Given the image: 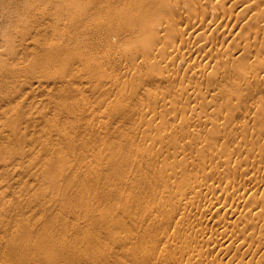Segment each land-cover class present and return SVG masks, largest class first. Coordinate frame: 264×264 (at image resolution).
<instances>
[{
  "label": "bare ground",
  "instance_id": "6f19581e",
  "mask_svg": "<svg viewBox=\"0 0 264 264\" xmlns=\"http://www.w3.org/2000/svg\"><path fill=\"white\" fill-rule=\"evenodd\" d=\"M26 1L0 36V264L69 251L55 235L113 264H264V0H51L42 26ZM114 111L131 133L104 132Z\"/></svg>",
  "mask_w": 264,
  "mask_h": 264
},
{
  "label": "rangeland",
  "instance_id": "374dc122",
  "mask_svg": "<svg viewBox=\"0 0 264 264\" xmlns=\"http://www.w3.org/2000/svg\"><path fill=\"white\" fill-rule=\"evenodd\" d=\"M50 1L51 0H30V5H31L30 14L37 13L41 8L44 7V3H45V7H46L45 8V14H44L43 17H40L38 19L41 26L43 25V19H44V17L49 16L50 13H52V12L55 11V8L50 4ZM87 1L88 0H78L76 2L75 6H74V10H79L81 7L85 6L87 4ZM26 4H27V1L26 0H24V1H18V2L16 0H0V36H1L2 30L4 29V27H6L7 25L11 24L5 18L6 10L8 8L14 9L15 7H19V8L22 7L23 8V6H25ZM20 14L23 15V17H26V15H25L24 12H20ZM23 22H24V20L23 21H20V23H23ZM9 29L14 33L15 39L18 41L19 37L21 36V34H20V29H21L20 26L19 25H13V26H10ZM49 34L51 35L52 32H50ZM128 46L130 47V45H128ZM117 54H118V56L120 55V53H117ZM120 57H122V55H120L118 58H120ZM123 66H125V65H123V64H122V66L120 65V68L118 70L115 69L113 73L114 74L117 73V74H121L122 75L121 72L124 71V74H126L128 76L129 75L128 68H124V70H123ZM114 74H112V75H114ZM112 75L110 73L106 78H109V76H112ZM127 76H125V77H127ZM153 86H154V88L152 89V91H157V90H158L157 92H159V90L161 91L162 86L160 87V89H158L157 86H156V88H157L156 89L155 88V85H152V87ZM254 86H255V88H252L253 90L258 89L259 86L261 88V85H259L258 88L256 87V85H254ZM150 87L148 86L146 88L149 89ZM249 87L250 86H248V89H246L244 91L245 93L243 92V94H245L244 104L246 105V103H247V105H250L251 108H252V106L254 107L253 104L255 103V97H257V94H253L252 95L249 92V91H251L250 88L252 86L250 88ZM162 90L165 91L164 89H162ZM247 90H248V92L250 94L247 92ZM253 90L251 92H253ZM263 90H264V88L262 89V92H264ZM246 94H248V96H246ZM88 95L90 96L91 95V92H89ZM254 95H255V97H254ZM262 95H264V94L262 93ZM248 97H251L250 99H251L252 102L248 99ZM242 104H243V102H242ZM246 106H244V105L241 106L242 108L244 107L247 110H245V109L243 110L241 108L242 111L240 113H242L243 111H250L251 110V108H248L250 106H248V107H246ZM239 111L240 110H238L237 111L238 113H236V114H238V115H236V122H241V120L242 121L244 120L241 116L239 117V114H240ZM251 112L249 113L250 116H252V113ZM123 113L124 112H122V111H118V112L114 111L113 114H111L109 112L106 113L110 117V119L109 118L108 119L107 118H103V120L107 121L106 126L104 128V132L105 131H109V132L113 133L114 135H116L117 134V132H116L117 130H122V131L124 130V131H129L131 133V129H130L131 124L124 123L125 120H123V119H120L119 121H117L119 119V115L120 114H123ZM240 115H242V114H240ZM249 115H247L248 118H246V120L249 121L248 123L251 125L252 124V120H249V119H251ZM127 118H134V114L132 112H127ZM237 120H239V121H237ZM250 121H251V123H250ZM132 126H133V124H132ZM112 139H114L115 141H118L115 138H112ZM118 142H120V141H118ZM124 142H125V140L123 139L122 140V143H124ZM58 175H59V170H56L52 176H58ZM26 180L29 181V178H26ZM26 180L25 179L24 180L22 179V181H26ZM114 182H118V180H116ZM17 183L18 184H16L14 186V187H16V189H18V187H20L19 184H21L19 181ZM116 184L117 183L111 185L108 188V190L109 191H114L115 188L117 187ZM13 189L15 190V188H13ZM44 191H45V188L41 184H34L33 186H28L27 187V192H28V196L29 197H32V196H43ZM54 191L55 190L48 191L46 194L57 195V193L54 192ZM120 192H118V193L120 194ZM71 193H68V197L75 196L74 195L75 192L73 190L71 191ZM11 195H13V194H11ZM110 205L118 206L119 205V199H113L111 201ZM43 214H44V212L34 211V219L37 220ZM53 214H60L61 215V213L58 212V211H54ZM55 236L57 238L63 237V238H65V240L71 241V248H70V250H72V251L69 252L70 251L69 250V251H66L65 252V251H61V250H58V249H54V250L52 249V250L49 251V253H47V255H44L46 257L45 259H42L39 256H35V255H32V254H28L26 257H24V259H22L20 261H18V259H17L12 264H113V263H106V262H104L106 256L110 253L109 249L106 248L105 246L104 247H99V248L93 249L92 247H87V244H86V242L84 241V239L82 237H75L73 235H71V236H58V235H55Z\"/></svg>",
  "mask_w": 264,
  "mask_h": 264
}]
</instances>
